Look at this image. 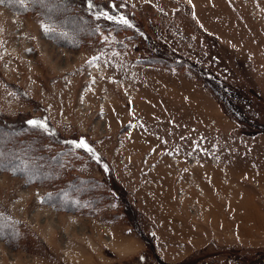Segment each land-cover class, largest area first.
Wrapping results in <instances>:
<instances>
[{
    "label": "rangeland",
    "instance_id": "1",
    "mask_svg": "<svg viewBox=\"0 0 264 264\" xmlns=\"http://www.w3.org/2000/svg\"><path fill=\"white\" fill-rule=\"evenodd\" d=\"M84 1L0 4V122L92 150L0 131V264H264V0H87L132 25L91 34Z\"/></svg>",
    "mask_w": 264,
    "mask_h": 264
},
{
    "label": "trees",
    "instance_id": "2",
    "mask_svg": "<svg viewBox=\"0 0 264 264\" xmlns=\"http://www.w3.org/2000/svg\"><path fill=\"white\" fill-rule=\"evenodd\" d=\"M90 1H84V9L81 10V14L83 16L82 19H86L88 25L87 27H89L87 30L88 33L91 34V32L89 31L90 28L93 30L96 27L97 28H103L104 25H108L110 26L109 28H121L122 25H119L113 21H109L103 18V16H100V13L102 12H107L109 15L111 14L112 16L115 15V11L116 10H112V4H108L110 9L107 8H103V6H99L98 5H94L93 8L89 9L88 4ZM99 16V18H97ZM124 16V15H123ZM125 17V16H124ZM126 18V17H125ZM98 21H97V20ZM104 24V25H103ZM85 30V32H86ZM158 58L162 61V63L166 64L167 66H171V67H186L187 69H189L190 71H192L197 77L199 76V72L196 69L195 65L192 64H188L186 63V61L183 60L182 56H179L177 54V56H175V59H170L165 55H159L157 54ZM1 120V119H0ZM29 120L24 121L23 124L18 125V126H14L11 124H7V123H1L0 122V131L5 132L7 134H11V136H13L12 138V143L13 145L17 146V147H24L26 145L27 140L24 139V137L20 136V130L21 129H26L29 131H35L37 134V137H40V140L42 142L43 145H40V147H38L37 145V152L32 153L34 154L36 157L41 158L42 160H54L57 158L58 162H54L57 163V165L59 164V157L61 158V152H56L59 154H53L54 152L52 151L51 147L53 145H57L59 147L62 148V152L67 151V152H72V153H76V154H81L85 153L84 150H82L83 148H78L75 147V145L73 144L72 140H63V139H59L58 137L55 136V134H57V132L53 129H48L47 127H40V126H32L29 123ZM48 129V130H47ZM51 130V131H49ZM56 141V142H55ZM89 157V156H87ZM106 174V173H105ZM106 179V178H105ZM40 183H44L43 179H38ZM34 181V180H33ZM35 183H37V180L35 179ZM80 182V180H78ZM73 182H71L72 184ZM78 184V183H76ZM81 208L84 207L86 208V204H88V208H98L101 207L103 204H105V202L107 201V205L111 202V199L114 196L113 194V190H107L108 192H106L104 195H102V191L101 188H105L106 185L104 184V181L102 179H97V178H88V177H81ZM63 185V184H61ZM105 186V187H104ZM106 189V188H105ZM80 196V195H79ZM98 197H104L105 200L101 201L100 199H98ZM114 199V198H113ZM90 203V204H89ZM1 215V213H0Z\"/></svg>",
    "mask_w": 264,
    "mask_h": 264
},
{
    "label": "snow or ice",
    "instance_id": "3",
    "mask_svg": "<svg viewBox=\"0 0 264 264\" xmlns=\"http://www.w3.org/2000/svg\"><path fill=\"white\" fill-rule=\"evenodd\" d=\"M20 2L22 3L23 0H20ZM3 3H5V0H0V4H3ZM88 7H89V9H91L94 7V5L91 2H89ZM112 7H113V10H115V5H113ZM100 16H103L104 19L109 20V21H113L119 25H123V26L129 27V28L132 27V25L129 23L128 19L125 18L123 15L115 17L112 15H109L107 12H102V13H100ZM97 18H99V16ZM45 31H49V30L45 29ZM53 31H54V29H53ZM28 123L32 126H40V127L46 128V125L42 124L40 121L31 120ZM75 147L84 148L86 151H89V152L92 151L91 148L83 140H81L78 144H76Z\"/></svg>",
    "mask_w": 264,
    "mask_h": 264
}]
</instances>
